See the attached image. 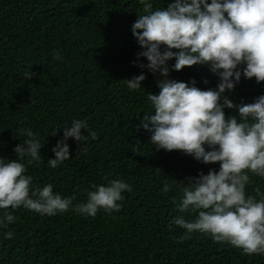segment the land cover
<instances>
[{
  "label": "trees",
  "instance_id": "16d2710c",
  "mask_svg": "<svg viewBox=\"0 0 264 264\" xmlns=\"http://www.w3.org/2000/svg\"><path fill=\"white\" fill-rule=\"evenodd\" d=\"M149 2L155 9L168 0ZM142 12L141 0H0V155L15 159V146L26 138L22 131L30 128L44 145L40 161H23L32 188L52 184L54 193L74 198L67 212L52 216L9 209L15 221L0 223V264H264V254L246 255L199 232L181 242L186 230L171 225L181 215L176 203L188 183L184 179L219 165L181 151H156L148 143L151 134L137 131L139 119L153 111L148 92H159V74L137 66L147 63L137 55L142 49L131 30ZM31 70L34 75L26 79ZM142 72L143 87L130 90L124 79ZM170 78L195 79L201 89L218 83L199 65L170 71ZM225 95L236 104L253 102L264 95V83L242 77ZM73 119L86 120L96 136L81 146L69 138L72 156L52 168V149ZM137 139L141 155L131 151ZM113 179L132 187L122 193L119 211L100 210L95 217L75 212L93 184ZM165 183L171 186L167 193ZM246 193L257 200L264 196V178L252 175ZM183 215L190 221L196 213Z\"/></svg>",
  "mask_w": 264,
  "mask_h": 264
},
{
  "label": "clouds",
  "instance_id": "9594fccd",
  "mask_svg": "<svg viewBox=\"0 0 264 264\" xmlns=\"http://www.w3.org/2000/svg\"><path fill=\"white\" fill-rule=\"evenodd\" d=\"M141 4L143 12L131 30L142 49L137 55L147 63L137 66L159 74V92H148L153 111L139 119L137 131L151 134L148 143L156 151H181L203 164L219 165L218 170L211 168L207 174L184 179L188 183L180 189L176 203L181 215L171 225L186 230L181 242L199 232L214 242L242 249L246 255L264 254V196L257 200L246 193L252 175L264 178V95L239 104L225 95L234 92L242 77L264 83V0H168L165 7L155 9L149 0ZM54 58L62 59L59 52ZM172 60L175 63L170 67ZM197 65L208 67L218 77L215 88L201 89L195 79L170 78V71ZM24 75L31 79L34 73ZM145 80L143 72L124 79L130 90L140 89ZM226 109L233 110L232 114ZM37 135L30 128L23 129L26 138L15 146L16 158L0 155V210H4L0 223L15 221L9 209L23 207L52 216L72 206L74 198L54 193L52 184L33 189V177L25 174V158L29 165L41 160L44 145ZM89 136L95 138L96 132L88 122L73 119L69 127H63V138L53 147L54 158L48 164L56 168L72 156L69 138L81 146ZM141 145L137 139L131 151L141 155ZM91 187L95 190L88 191L87 201L74 209L91 217L100 210L119 211L122 193L132 191L120 179ZM170 187L165 183L162 191L167 193ZM256 192L260 193L259 188ZM185 213L196 216L189 221ZM12 237V232L5 234L6 239Z\"/></svg>",
  "mask_w": 264,
  "mask_h": 264
}]
</instances>
